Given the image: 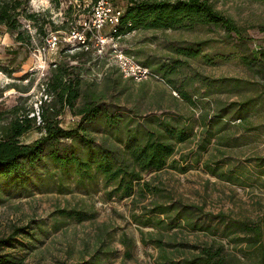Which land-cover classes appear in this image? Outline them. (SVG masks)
Returning a JSON list of instances; mask_svg holds the SVG:
<instances>
[{"label":"rangeland","instance_id":"obj_1","mask_svg":"<svg viewBox=\"0 0 264 264\" xmlns=\"http://www.w3.org/2000/svg\"><path fill=\"white\" fill-rule=\"evenodd\" d=\"M110 1L124 12L129 0ZM208 2L246 43L219 25L200 23L135 28L111 41L108 27H92L89 0H18L24 42L0 27V123L16 105L36 112L53 64L84 51L70 61L82 83L75 109L94 97L109 116L88 125L95 148L120 157L128 134L157 136L167 123L192 133L182 143L172 139L167 165L142 173L129 196L101 176L82 179L47 158L39 161L31 183L0 190V242L12 244H0L1 255L11 253L20 264H79L92 257L99 264H168L162 254L181 261L221 246L225 264H264V60L250 52L255 42L264 44V0ZM34 13V22L24 18ZM51 33L60 43L41 57L37 51ZM190 48L196 57L183 55ZM120 55L150 75L125 76ZM80 119L65 110L61 126L75 128ZM38 137L30 132L22 141ZM61 142L60 152H83L77 141ZM20 228L34 237L17 234Z\"/></svg>","mask_w":264,"mask_h":264},{"label":"trees","instance_id":"obj_2","mask_svg":"<svg viewBox=\"0 0 264 264\" xmlns=\"http://www.w3.org/2000/svg\"><path fill=\"white\" fill-rule=\"evenodd\" d=\"M89 1L91 5L96 2L95 0ZM19 5L18 0L0 1V27L5 26L16 36V42L22 44L24 36L16 20ZM124 10L117 36H122L135 28L143 30L179 29L187 23H200L219 25L228 35L233 34L241 44L246 43L232 20L216 11L208 0H178L176 2L129 0ZM36 16L35 13L25 14L24 18L29 22H34ZM57 30L59 28L54 29V31ZM36 33L40 34L42 30L36 27ZM86 35L87 39L91 37L89 33ZM26 36L30 37L28 34ZM83 52L70 55L69 61L61 60L53 64L41 83L43 94L36 112L31 107L24 108L21 105H16L7 111L5 123H0V190L7 188L8 191L13 186H26L31 183L39 161L47 158L53 165H58L64 173L69 174L73 170L82 179L101 176L103 180H106L105 184L115 185L114 191L129 196L133 192L134 183L137 184L142 180V173L163 169L167 165L168 158L175 151L174 142L182 143L192 133L190 128L182 129L167 123L164 124V131L157 136L152 132L142 137L128 134L124 142L123 154L120 157L113 156L104 149L95 148L88 125L100 122L102 118L108 121L109 116L103 105L95 103L94 97L87 98L80 108L75 109L76 102L81 97L82 83L76 72L78 67L70 65V61L80 60L84 55ZM250 52L253 56L264 60V49L255 50L253 47ZM183 55L196 57L197 52L191 48L185 49ZM242 60L246 65H251L249 59L243 58ZM0 71H2L1 68ZM88 95L85 94V97ZM181 96L191 102V99L184 93ZM43 97L44 100H42ZM65 110L81 116L75 128L68 130L61 126L60 117ZM30 132L39 133L40 137L30 143L23 142L22 138ZM210 138L211 136L209 140ZM70 139L81 143L83 152L68 148H63V152H60L61 140ZM0 201H3L2 196H0ZM158 208V211L162 213V208ZM192 226L196 227L193 224ZM17 231V234L22 232L29 238L34 237V232H29L26 228H20ZM7 243L6 240L0 242L2 245L11 244ZM160 257L168 261V264H225L221 246L218 248L204 247L191 258L188 257L181 261L167 260L164 254ZM98 262L95 257H92L89 262L79 264H99ZM0 264H20V259L11 253L0 254Z\"/></svg>","mask_w":264,"mask_h":264},{"label":"built area","instance_id":"obj_3","mask_svg":"<svg viewBox=\"0 0 264 264\" xmlns=\"http://www.w3.org/2000/svg\"><path fill=\"white\" fill-rule=\"evenodd\" d=\"M96 2L92 5L91 8V18H92V27L94 30L99 32L100 29L108 27L110 30V36L108 39L111 41L117 37V30L120 26L121 16L123 14V9L115 6L110 0H95ZM71 34L77 38L79 34L71 32ZM101 43H105L106 38L101 37ZM60 43V37L55 34H50L44 41V44L38 49L37 52L44 57L46 55L55 52L58 44ZM255 50H263L264 44H259L255 42ZM118 66L121 68L122 73L130 78L137 80L145 79L150 74L147 68L138 65L132 58L120 55L118 59Z\"/></svg>","mask_w":264,"mask_h":264}]
</instances>
